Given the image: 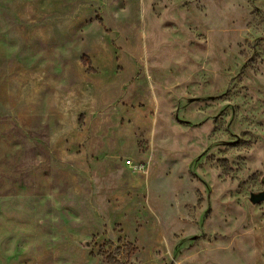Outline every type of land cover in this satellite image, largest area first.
I'll return each mask as SVG.
<instances>
[{"label": "rangeland", "instance_id": "rangeland-1", "mask_svg": "<svg viewBox=\"0 0 264 264\" xmlns=\"http://www.w3.org/2000/svg\"><path fill=\"white\" fill-rule=\"evenodd\" d=\"M262 192L264 0H0V264H264Z\"/></svg>", "mask_w": 264, "mask_h": 264}, {"label": "water", "instance_id": "water-1", "mask_svg": "<svg viewBox=\"0 0 264 264\" xmlns=\"http://www.w3.org/2000/svg\"><path fill=\"white\" fill-rule=\"evenodd\" d=\"M251 201L253 203H260V202L264 201V192L252 195Z\"/></svg>", "mask_w": 264, "mask_h": 264}, {"label": "crops", "instance_id": "crops-1", "mask_svg": "<svg viewBox=\"0 0 264 264\" xmlns=\"http://www.w3.org/2000/svg\"><path fill=\"white\" fill-rule=\"evenodd\" d=\"M62 103H64V102H62ZM65 104V103H64Z\"/></svg>", "mask_w": 264, "mask_h": 264}]
</instances>
